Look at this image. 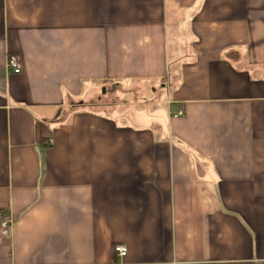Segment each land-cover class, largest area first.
I'll use <instances>...</instances> for the list:
<instances>
[{"label":"crops","instance_id":"obj_1","mask_svg":"<svg viewBox=\"0 0 264 264\" xmlns=\"http://www.w3.org/2000/svg\"><path fill=\"white\" fill-rule=\"evenodd\" d=\"M5 216L0 264H264V0H0Z\"/></svg>","mask_w":264,"mask_h":264},{"label":"built area","instance_id":"obj_2","mask_svg":"<svg viewBox=\"0 0 264 264\" xmlns=\"http://www.w3.org/2000/svg\"><path fill=\"white\" fill-rule=\"evenodd\" d=\"M7 68L10 72L14 73V74H20L22 72V65H21V61L19 59V57H17L16 55H9L8 59H7ZM182 113H180L179 115L175 116H181ZM12 230V222L9 219V217L5 216L3 218H1L0 220V231L3 237H8L11 234ZM115 251L117 254H119L120 257H125L127 255V247L123 246V245H118L115 247Z\"/></svg>","mask_w":264,"mask_h":264},{"label":"rangeland","instance_id":"obj_3","mask_svg":"<svg viewBox=\"0 0 264 264\" xmlns=\"http://www.w3.org/2000/svg\"><path fill=\"white\" fill-rule=\"evenodd\" d=\"M123 86H126V84H123ZM161 86H162V84H159V89H162L163 90V88H160ZM102 90H104V87H103ZM144 90L147 92V94L144 97V100L149 101V102H152V99L154 98V95L149 91V89L147 88V86H145V89ZM142 98L140 100H142ZM130 99H132V98H130ZM134 99H135V97H134ZM109 100H111V99H109Z\"/></svg>","mask_w":264,"mask_h":264}]
</instances>
